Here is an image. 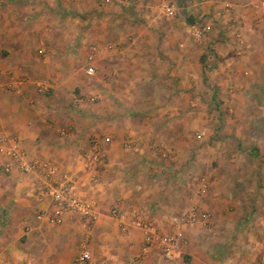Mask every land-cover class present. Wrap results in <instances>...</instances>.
Here are the masks:
<instances>
[{"label":"crops","instance_id":"obj_1","mask_svg":"<svg viewBox=\"0 0 264 264\" xmlns=\"http://www.w3.org/2000/svg\"><path fill=\"white\" fill-rule=\"evenodd\" d=\"M163 1L0 0V67L12 72L0 92V139L17 137L29 158L71 173L96 214L49 221L54 206L40 179L15 165L5 173L11 161L0 153V264H75L84 247L85 264H168L154 248L142 252L129 209L171 231L170 216L192 204L211 213L212 225L188 226L178 264L264 256V7L179 0L178 14L166 17ZM153 75L164 76L154 97L145 92ZM203 89L205 102L191 100ZM199 103L217 113H194ZM195 120L208 128L198 137ZM98 139L107 159L87 168ZM117 204L122 218L112 214Z\"/></svg>","mask_w":264,"mask_h":264},{"label":"built area","instance_id":"obj_2","mask_svg":"<svg viewBox=\"0 0 264 264\" xmlns=\"http://www.w3.org/2000/svg\"><path fill=\"white\" fill-rule=\"evenodd\" d=\"M260 5L264 7V0H260ZM160 11L166 17H173L178 14V6L173 1L164 0L161 3ZM98 51L99 47L97 45L93 44L90 46L87 57L88 64L85 67V73L88 77H92L96 73L94 62ZM5 75L12 77V72L3 71L0 67V92L7 85L4 81ZM38 89L43 93L50 91V87L42 82L38 84ZM69 131L70 128H64L62 133L67 134ZM0 153L11 161L2 166L5 173H9L13 165H15L20 171L26 174H34L40 179L42 191L48 195L54 206L53 213L48 216L49 221L59 223L66 213H76L89 222L95 220L96 214L92 205L77 193L76 178L71 173L59 171L57 166L50 161L29 158L25 147L17 137H2L0 139ZM106 159L107 153L101 139L95 140L86 153L87 168H92ZM197 179L199 178L197 177ZM200 181L202 182L198 192L202 193L206 190L207 184L204 179ZM129 213L132 225L140 228L143 232L142 252L146 253L154 248L157 251V255L168 264H178L182 260L184 255L183 247L189 242L186 235L188 226L194 224L199 218L203 219L206 228H210L212 225L211 213L207 210L204 211L198 204L190 205L181 214L171 215L169 221L174 227L171 231L161 230L156 221L144 218L141 211L136 207H131ZM112 214L119 218L125 216L118 204L112 208ZM43 215V213H40L38 217L41 218ZM89 258L90 253L84 247L76 255L74 263L85 264ZM251 264H264V256L254 260Z\"/></svg>","mask_w":264,"mask_h":264},{"label":"rangeland","instance_id":"obj_3","mask_svg":"<svg viewBox=\"0 0 264 264\" xmlns=\"http://www.w3.org/2000/svg\"><path fill=\"white\" fill-rule=\"evenodd\" d=\"M182 33L184 35H187L189 32L188 31H184L182 30ZM185 39V37L183 38ZM186 46H183V48H185ZM197 47H200L199 45L195 46V47H192V51L196 52L198 51V48ZM198 54V53H197ZM199 61H201L202 63V69H203V73H202V82L204 83V86H205V73H204V70H205V52L201 55V58H199ZM154 79L156 82H154ZM164 80V76H158V75H153V81L152 80H146L148 81L147 84H145V92L147 94V96H155L156 94L158 95L159 94V91H158V84H162ZM164 83V82H163ZM163 92V91H162ZM203 92V93H201ZM164 94V93H163ZM191 100H193L194 98H198V100H200L201 102H205V89L201 90L200 92H193L191 94ZM193 108H194V113H198L201 114V112L204 110L205 112H210V113H217L215 107H212L211 108V111H208L207 109L203 108L202 110V106L200 105V103L198 105H193ZM228 113H231V111L229 110H226ZM206 123H201L200 121H194L193 122V127H192V132H193V135L198 137V133H201V131H204L205 132V129L208 130L207 126L205 125ZM207 143V142H206Z\"/></svg>","mask_w":264,"mask_h":264},{"label":"trees","instance_id":"obj_4","mask_svg":"<svg viewBox=\"0 0 264 264\" xmlns=\"http://www.w3.org/2000/svg\"><path fill=\"white\" fill-rule=\"evenodd\" d=\"M180 1L178 0V4H177V6L178 7H181L180 5ZM183 16H184V18H185V20L188 22V23H193L195 20H194V18L193 17H191V15H186V13L184 14H182Z\"/></svg>","mask_w":264,"mask_h":264}]
</instances>
